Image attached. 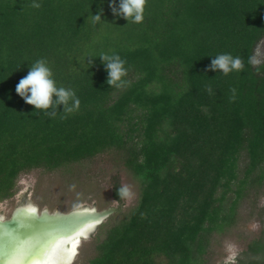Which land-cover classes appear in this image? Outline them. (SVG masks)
Wrapping results in <instances>:
<instances>
[{"label": "trees", "instance_id": "obj_1", "mask_svg": "<svg viewBox=\"0 0 264 264\" xmlns=\"http://www.w3.org/2000/svg\"><path fill=\"white\" fill-rule=\"evenodd\" d=\"M111 2L0 0V202L25 170L116 149L141 193L88 264H201L209 236L232 226L247 190L264 182V59L249 63L264 0H147L141 23L114 16ZM101 54L126 61L128 86L106 83ZM220 54L243 69L208 71ZM39 59L57 87L74 90L77 111L61 105L50 117L16 93ZM111 183L123 201L120 178Z\"/></svg>", "mask_w": 264, "mask_h": 264}, {"label": "rangeland", "instance_id": "obj_2", "mask_svg": "<svg viewBox=\"0 0 264 264\" xmlns=\"http://www.w3.org/2000/svg\"><path fill=\"white\" fill-rule=\"evenodd\" d=\"M264 59V36L257 43L254 55ZM246 155L240 157V173L244 171ZM117 175L121 185H129L134 197L123 199V206L97 226L87 237L81 239L71 264H88L97 255V245L107 231L125 220L138 203L141 183L126 167L123 152L111 149L92 158L63 165L54 170L31 168L21 172L16 180L14 193L0 202V213L8 218L13 209L25 202L36 205L39 210L58 209L68 212L79 207H95L98 210L116 206L112 197V177ZM74 186V187H73ZM264 233V182L251 187L240 200L234 224L223 232L209 236L207 252L201 264H252L255 259L249 245ZM233 256L232 260L228 258Z\"/></svg>", "mask_w": 264, "mask_h": 264}, {"label": "clouds", "instance_id": "obj_3", "mask_svg": "<svg viewBox=\"0 0 264 264\" xmlns=\"http://www.w3.org/2000/svg\"><path fill=\"white\" fill-rule=\"evenodd\" d=\"M146 3L147 0H119V6L117 7L115 0H112L109 7L114 16L121 17L127 22L131 20L134 23H141L144 19ZM32 7L39 8L40 5L33 3ZM102 15L103 9L100 10L99 14L92 15L93 22L101 21ZM260 55L261 53L257 51L255 55L249 57V63L254 66L259 65L262 62L258 58ZM99 58L105 66V71L108 74L106 83L110 87L121 89L130 84V81L123 79L128 74L125 68L126 61L118 54H101ZM89 63L92 64V61L89 60ZM243 67V61L239 56L233 57L231 54H220L211 60L207 70L222 71L223 74L227 75L232 71H240ZM15 91L26 104L33 106L35 110L51 109L50 112H45L50 117L56 116L61 105L63 106V112L67 114L80 108L81 102L74 90L56 86L54 74L45 59H39L31 64L27 75L22 77L16 85ZM208 91L211 93L210 87ZM232 91L234 99L235 90ZM118 196L121 200H131L134 193L129 185H121L118 188ZM228 259L232 260L233 256Z\"/></svg>", "mask_w": 264, "mask_h": 264}, {"label": "water", "instance_id": "obj_4", "mask_svg": "<svg viewBox=\"0 0 264 264\" xmlns=\"http://www.w3.org/2000/svg\"><path fill=\"white\" fill-rule=\"evenodd\" d=\"M122 206L123 202L117 201L116 206L101 210L83 206L68 212L58 209L51 212L48 209L39 210L29 202L21 203L13 209L9 218L0 213V264H29L41 249L57 237L75 242L78 238L80 243ZM29 209H35V215L30 214Z\"/></svg>", "mask_w": 264, "mask_h": 264}, {"label": "snow or ice", "instance_id": "obj_5", "mask_svg": "<svg viewBox=\"0 0 264 264\" xmlns=\"http://www.w3.org/2000/svg\"><path fill=\"white\" fill-rule=\"evenodd\" d=\"M30 214L35 215V209H29ZM61 238L57 237L55 240L50 242L47 246L40 250L39 254L36 255L32 260L29 261V264H71V261L76 255V249L79 245V240H77L72 249L68 252L67 257L61 261H54L52 259V254L55 249L56 244Z\"/></svg>", "mask_w": 264, "mask_h": 264}, {"label": "bare ground", "instance_id": "obj_6", "mask_svg": "<svg viewBox=\"0 0 264 264\" xmlns=\"http://www.w3.org/2000/svg\"><path fill=\"white\" fill-rule=\"evenodd\" d=\"M74 243L75 240L73 239L60 240L58 244L55 246V249L52 254V259L54 261H61L65 259L67 257L68 252L72 249Z\"/></svg>", "mask_w": 264, "mask_h": 264}, {"label": "flooded vegetation", "instance_id": "obj_7", "mask_svg": "<svg viewBox=\"0 0 264 264\" xmlns=\"http://www.w3.org/2000/svg\"><path fill=\"white\" fill-rule=\"evenodd\" d=\"M20 205V204H19ZM18 206V205H17ZM16 206V207H17ZM63 212V211H62ZM2 214V213H1ZM10 217V216H9ZM8 217V218H9ZM6 218V217H5ZM251 245H255L259 249L256 251H252L249 248L250 254L252 255V258L255 259V261L252 264H264V233H261L259 237H257L252 244H250L248 247ZM246 261L239 262V264H245Z\"/></svg>", "mask_w": 264, "mask_h": 264}]
</instances>
